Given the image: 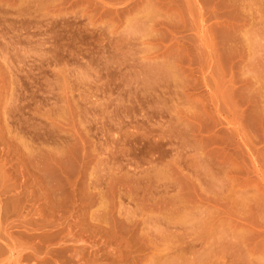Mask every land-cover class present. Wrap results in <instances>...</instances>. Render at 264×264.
<instances>
[{"label":"rangeland","instance_id":"rangeland-1","mask_svg":"<svg viewBox=\"0 0 264 264\" xmlns=\"http://www.w3.org/2000/svg\"><path fill=\"white\" fill-rule=\"evenodd\" d=\"M0 264H264V0H0Z\"/></svg>","mask_w":264,"mask_h":264}]
</instances>
